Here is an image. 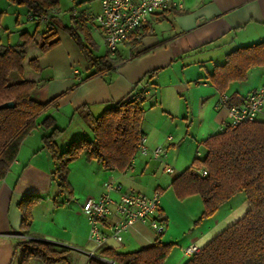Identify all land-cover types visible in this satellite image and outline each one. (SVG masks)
I'll list each match as a JSON object with an SVG mask.
<instances>
[{"label":"crops","instance_id":"0c3cea01","mask_svg":"<svg viewBox=\"0 0 264 264\" xmlns=\"http://www.w3.org/2000/svg\"><path fill=\"white\" fill-rule=\"evenodd\" d=\"M77 5L82 17L76 20L70 17L65 26L75 28V22L85 21L96 46L94 54L105 55L97 24L83 16L99 14L98 0H80ZM25 11L27 17L30 12ZM61 16L63 13L46 23L33 19L38 23L35 33L24 31L19 35H34V41L27 48L22 73L10 75L12 83H35L31 98L49 105L34 119L35 127L21 142L15 160L0 180V264H19L22 252L18 244L28 239L66 250L67 262L57 264H88L84 252L101 255L102 249L96 250L88 240V222L81 207L87 199H98L104 183L110 179L125 192L151 195L159 191L157 217L162 231L157 235L147 223L137 224L121 243L109 240L103 249L134 252L158 240L172 245L163 264H185L189 259L183 255L182 248L190 244L203 248L241 219L249 209L246 197L234 195L211 217L196 222L203 211L201 199L193 195L181 201L187 204L186 211L193 209L191 219L182 215L176 209L180 202L170 192L175 177L162 182L159 178L148 185L141 179L149 171L156 175L155 166L160 163L162 166L163 162L187 169L194 159H202L205 148L201 142L219 133L229 120L226 107L216 106L219 96L226 95L230 104L240 105L251 92L264 85V65L248 68L245 79L228 83L223 93L209 80L230 53L264 43V0H183L180 9L155 12L141 28L142 39L118 46L114 67L97 75L74 41L56 27ZM41 24L44 27L39 29ZM52 27L59 44L41 53L40 35ZM20 44L21 39L15 46ZM0 47L6 46L0 44ZM33 59L37 60V71L29 65ZM151 72L155 74L148 81ZM136 85L144 87L140 129L147 154L136 153L122 172L105 170L100 163L80 156L68 167L71 196L59 195L53 177L54 163L42 145V138L50 134V129L43 128V121L54 120L55 127L61 131L55 142L64 151L75 139L93 138L84 118L86 113L98 117L135 92ZM256 121L264 122V109ZM158 147L163 152L154 159L152 151ZM25 196H36L40 201L32 208L30 226L22 230L19 204ZM174 214L181 219L180 225ZM174 224L179 226V232H174ZM30 264L42 263L31 260Z\"/></svg>","mask_w":264,"mask_h":264},{"label":"trees","instance_id":"16d2710c","mask_svg":"<svg viewBox=\"0 0 264 264\" xmlns=\"http://www.w3.org/2000/svg\"><path fill=\"white\" fill-rule=\"evenodd\" d=\"M6 1L24 7L33 18L46 15L49 8L47 0ZM63 31L87 58L94 75L108 71L116 64V60L107 53L101 57L94 54L96 46L85 21L75 22V28L65 26ZM20 39L18 46L0 47V105L7 102L14 104L12 108L0 109V180L15 160L21 142L35 127L34 119L49 105L31 98L35 83L8 81L12 73H22L27 48L34 41V35L22 34ZM58 44L57 32L52 27L40 35L38 48L41 53H46ZM29 65L35 71L39 69L36 59L31 60ZM254 65H264V43L230 53L226 62L215 68L209 80L219 93H223L228 83L244 80L246 71ZM154 74L151 72L148 75V81ZM135 88L130 96L107 108L98 117L86 113L84 118L93 138L75 139L64 151H60L55 142L61 131L55 127L54 120L46 118L43 121V128L50 129V134L42 138V145L54 163L53 177L59 195L71 196L68 167L80 156L100 163L109 171L122 172L129 167L143 137L140 129L143 97L137 99L140 90L137 85ZM200 145L205 148L204 157L194 159L191 166L171 182L177 198L200 197L203 211L198 221L211 217L239 192L244 193L249 209L185 264H264V122L254 121L234 129L227 128L208 137ZM195 168H203L206 176H199L194 172ZM39 201L36 196H25L21 200L22 230L30 226L32 208ZM18 247L22 252L19 264H30L31 260L57 264L68 260L66 250L44 241H22ZM171 248V244L157 240L153 245L134 252L117 253L112 249H102L101 256L113 259L117 264H163ZM88 264L102 263L90 260Z\"/></svg>","mask_w":264,"mask_h":264},{"label":"built area","instance_id":"2783aa9c","mask_svg":"<svg viewBox=\"0 0 264 264\" xmlns=\"http://www.w3.org/2000/svg\"><path fill=\"white\" fill-rule=\"evenodd\" d=\"M98 3L99 14L95 16L84 14L83 16L87 20L95 21L108 56L114 58L118 46L139 42L142 39L140 31L148 17L155 12L180 9L183 0H98ZM72 17L76 20L80 19L82 15L74 10ZM27 19L46 23L50 17L46 14L33 18L29 13ZM76 74L78 73L76 72ZM139 90L140 95L137 99L142 96L144 87L139 86ZM216 106L226 107L229 117V120L221 126L220 132L227 128L234 129L243 123L254 122L264 109V85L251 92L240 105L230 104L229 97L222 94L219 96ZM162 152V148L158 147L152 151V157L158 159ZM137 153L147 154L143 137ZM164 172L173 174L174 170L170 166H165ZM197 173L201 177L207 174L203 168L199 169ZM113 195L117 198L114 199ZM81 209L88 222V240L96 250L103 249L109 240L121 243L124 236L129 234L137 224L147 223L157 235L162 231L161 222L157 217L160 209L159 191H155L151 195L125 192L119 183L110 179L104 183L102 195L96 200L87 199ZM200 250L198 245L190 244L182 248V253L190 259ZM84 253L88 257V262L96 260L102 264H116L93 252Z\"/></svg>","mask_w":264,"mask_h":264},{"label":"rangeland","instance_id":"374dc122","mask_svg":"<svg viewBox=\"0 0 264 264\" xmlns=\"http://www.w3.org/2000/svg\"><path fill=\"white\" fill-rule=\"evenodd\" d=\"M48 4H49V8L47 11V14L49 15V17H58L59 15H61L63 13V16H61L60 21L58 23H56V27H59V30H62L63 26L68 25L69 24V19L70 17H72V11L76 10L78 11V5L77 3L80 0H55L57 1L56 4L53 3L54 0H47ZM92 3V2H91ZM88 5V4H87ZM93 7H96V3L93 2ZM26 11L24 8L22 7H18L16 5H12L10 3H8L6 0H0V44L1 46H15L18 43H20V37L19 35L21 33H23L24 31H27L28 33H30V35L34 34L37 28L38 23L34 22V21H30L27 19L26 17ZM53 15V16H52ZM43 24L40 25V28H43L44 26H42ZM39 39L37 38L36 41H38ZM33 46H35L34 44L31 46L33 48ZM16 74V73H14ZM9 82L13 81L12 77L8 78ZM162 155V154H161ZM160 155V156H161ZM138 158H140V156H138ZM168 164L167 162H163L162 166L156 165L155 169L153 172H155L156 175L152 174L151 171H149L142 179V182H145L144 184H152L156 181H158V179L160 178V182L163 181V179L169 180L171 178H174L177 176V174L182 173L185 168H174L172 167L170 164H168L170 167L173 168L174 173L173 174H167L163 171V167L164 164ZM167 165V166H168ZM199 170V169H198ZM196 168L194 169V172L198 171ZM172 191L170 192H174L173 189H171ZM174 195L177 199V202H180L177 205L176 209H179V211L182 213V215H184L185 217L188 215V217L191 219V214H193L192 212H190V210L192 211V207H190L191 209L188 211L190 212V214H188V211H186L187 208V204H183L181 203V201L183 200H179L174 192ZM237 196H242L243 198H245V195L243 192H239L236 194ZM113 198L116 199L117 197H115L113 195ZM246 199V198H245ZM192 206V205H190ZM175 215V221L177 222L178 225H180L181 223V219L178 218V216L176 214ZM197 219V218H196ZM196 221V220H195ZM175 222V223H176ZM198 222V220L196 221ZM178 225L174 224V232H179L178 230ZM176 227V228H175Z\"/></svg>","mask_w":264,"mask_h":264},{"label":"water","instance_id":"95a60500","mask_svg":"<svg viewBox=\"0 0 264 264\" xmlns=\"http://www.w3.org/2000/svg\"><path fill=\"white\" fill-rule=\"evenodd\" d=\"M13 106L14 104L12 102H7V103L0 105V109L1 108H12Z\"/></svg>","mask_w":264,"mask_h":264}]
</instances>
